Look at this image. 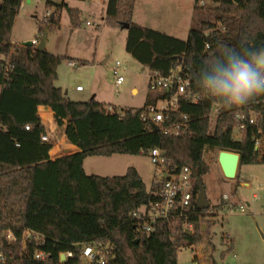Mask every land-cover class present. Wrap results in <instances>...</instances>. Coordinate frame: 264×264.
Wrapping results in <instances>:
<instances>
[{"label":"trees","instance_id":"1","mask_svg":"<svg viewBox=\"0 0 264 264\" xmlns=\"http://www.w3.org/2000/svg\"><path fill=\"white\" fill-rule=\"evenodd\" d=\"M22 1L0 0V239L5 240L8 233L13 237L5 246L6 253L15 259L14 264H81V248L97 243L110 250L103 264H178V248L170 239L167 222H158L156 230L147 235L132 220L133 212L153 200L139 172L130 168L124 176H89L83 164L88 157L117 154L123 135L134 133L147 136L145 150L162 148L175 163L190 166L201 180L210 171L204 161L207 151L238 153L239 166L264 165V149L258 152L253 140L259 128H264V95L241 107L222 108L212 129L211 114L217 101L200 89L197 80L204 63L220 57L221 46H264V39L252 35L255 28L264 27L257 11L247 0H204L208 4L203 6L195 0V11L209 10L215 22L203 21L182 41L135 24L134 0H107L106 23L118 28L129 25L126 50L141 66L168 74L182 64L189 73L190 89L204 95L197 104L180 101L172 121L187 116L188 132L173 137L165 136L151 118L142 117L145 108L155 103L109 112V106L94 99H68L55 86L61 57L52 60L49 74L32 70L30 49L19 46L13 50L11 46ZM54 6L58 11L63 7L73 11L66 4ZM41 106L52 110L57 128L79 152L51 160L53 145L41 139L47 133L38 111ZM238 111L259 113V126L244 132L249 137L243 139L245 149L233 151L229 145ZM195 193L199 194L197 183ZM198 213L191 218L193 234H183L189 246L200 247L204 241L200 220L207 212ZM25 231L37 234L39 242L24 241ZM37 252L47 257L38 261ZM68 252L73 257L61 263V254Z\"/></svg>","mask_w":264,"mask_h":264},{"label":"rangeland","instance_id":"2","mask_svg":"<svg viewBox=\"0 0 264 264\" xmlns=\"http://www.w3.org/2000/svg\"><path fill=\"white\" fill-rule=\"evenodd\" d=\"M49 2L53 6H49ZM106 3L107 0H23L11 39L14 44L36 39L41 41L47 29L44 54L39 55L36 47H29L31 69L49 74L52 60L61 57L55 86L72 100L89 101L94 97L118 112L142 109L150 102L165 107L166 102L156 101L159 94L150 89L151 71L143 70L145 67L126 50L128 29L106 23ZM247 3L264 23V0H249ZM55 4H66L73 11L66 7L58 11ZM134 6L132 21L135 24L182 41H186L191 29L199 27L203 21L215 22L209 10L195 11L193 0H135ZM252 35L264 39V27L258 26ZM69 62L77 66L70 67ZM117 62L121 64L119 74L125 79L121 85H117L114 75ZM77 87L84 91L77 92ZM133 88L137 92L133 93ZM211 117L213 129L216 114L213 112ZM244 138L249 140L235 129L233 143L229 147L233 151L245 149ZM146 139V135L125 133L117 154L87 159L86 174L117 177L135 168L141 172L149 191L154 167L143 148ZM219 152L207 151L204 155L210 171L202 182L211 207L200 220L203 244L200 247L187 246L178 252V264H264V165H248L249 186L238 187L239 171L243 165L238 167L236 178L228 180L218 163ZM224 195L233 202L229 206L236 209L244 206L246 213L230 214L222 209L220 214L219 204ZM179 244L186 245L187 242L181 240ZM81 264L90 263L85 261Z\"/></svg>","mask_w":264,"mask_h":264},{"label":"built area","instance_id":"3","mask_svg":"<svg viewBox=\"0 0 264 264\" xmlns=\"http://www.w3.org/2000/svg\"><path fill=\"white\" fill-rule=\"evenodd\" d=\"M205 3L204 0H199L197 6H203ZM88 25L90 24L88 23ZM32 42L36 48L40 44L39 39ZM206 48L208 49L209 46ZM69 66L76 67L77 64L69 62ZM120 67L121 64L117 62L114 70V75L117 77V85H121L125 81L124 77L119 74ZM150 89L154 93L159 94L160 99L158 100L166 102V106L161 108L157 104H151L145 108L142 117L151 118L165 136L179 137L187 134L188 117L184 115L180 118V121L174 122L172 121V115L178 110L182 99L197 104L203 99L204 95L202 93H194L190 89L189 73L186 68L179 64L171 68L168 74H161L158 71L151 72ZM82 90V87H77V91ZM222 108L217 103L213 104L211 115H213V112L216 114L214 121H216ZM108 111L114 112L115 109L109 106ZM259 116V113L253 111L248 115L241 111L236 112L233 117L235 129L244 133L257 128L259 126ZM26 129L29 130V127H26ZM41 139L44 142H50L47 134L43 135ZM253 140L255 141V149L261 153L264 149V128H259L258 134L254 135ZM145 154L149 157L154 167L152 187L148 191L153 200L133 212L131 214L132 220L137 223L138 231L147 235L156 230L158 222H167L169 224L170 239L176 244L178 252H180L189 246L183 234L188 231L193 233L194 226L191 218L200 212L196 207L198 195L195 193L197 183L195 172L190 166L175 163L162 148L148 149ZM223 201H229V197L224 195ZM225 209L230 214L246 213L244 206H239L236 209V207L226 205ZM219 212L221 214L222 209ZM33 239L39 242L40 237L31 231L24 232V241ZM181 240L187 242V244H179ZM12 241L11 233H8L5 240L0 239V264H8L5 244H9ZM25 245L26 243H24ZM65 255L66 258L73 257L72 252L65 253ZM109 255L108 246L97 243L88 244L81 248L80 263L88 261L93 264L98 261V264H103L107 261ZM46 257V254L42 252L35 254V259L38 261H43Z\"/></svg>","mask_w":264,"mask_h":264},{"label":"clouds","instance_id":"4","mask_svg":"<svg viewBox=\"0 0 264 264\" xmlns=\"http://www.w3.org/2000/svg\"><path fill=\"white\" fill-rule=\"evenodd\" d=\"M197 80L200 89L214 98L219 107L248 104L264 95V46H221L220 57L208 59Z\"/></svg>","mask_w":264,"mask_h":264},{"label":"crops","instance_id":"5","mask_svg":"<svg viewBox=\"0 0 264 264\" xmlns=\"http://www.w3.org/2000/svg\"><path fill=\"white\" fill-rule=\"evenodd\" d=\"M193 1H194V9H195V0H193ZM247 1H249V0H247ZM134 2H135V0H134ZM134 8H135V6H134ZM23 44L24 43H22V44H14L13 41H12V39H11V46H12L13 50L15 48L19 47V46H23ZM145 69L146 68H143V70H145ZM23 91L28 92V93H30L32 95H39L38 92L33 91L30 88H24ZM83 91L84 90L77 91V92H83ZM132 92L133 93L134 92H137V89L136 88H133L132 89ZM0 93H1V88H0ZM65 96L67 97V95H65ZM68 99H70V98H68ZM92 99L96 100L94 97L91 98L90 100H92ZM70 100L71 101H75V102H87V101H78V100H72V99H70ZM38 111H39V115H40L43 123L47 127V133L46 134L49 136L50 143H52V145H53V148H52V150L50 151V154H49L51 160L54 161V160H56V159H58L60 157L67 156V155H71V154H74V153L79 152V149L76 146H73V145L69 144V142L66 139L65 134L61 130H59L57 128V126L55 124L54 113L52 112V110L49 107L41 106V107H39ZM87 159H85L84 164H83L84 170H85V164H86ZM247 166L248 165H243L241 167L242 169L240 168V171H239L240 181H239L238 187L239 186L240 187L241 186H244V187H248L249 186V180H250V178H249V175H248V172H247ZM85 173H86V171H85ZM139 174L141 176V172H139ZM144 183H145V181H144ZM145 185H146V183H145ZM229 204L231 205V204H233V202L232 201L231 202H229V201L224 202L222 200V202L219 205L221 206V209H225L226 208V205H229Z\"/></svg>","mask_w":264,"mask_h":264},{"label":"water","instance_id":"6","mask_svg":"<svg viewBox=\"0 0 264 264\" xmlns=\"http://www.w3.org/2000/svg\"><path fill=\"white\" fill-rule=\"evenodd\" d=\"M51 19H54V15H52ZM123 28L128 29L129 25L126 24L123 26ZM47 40H48V30L43 34V37L40 41L39 46L37 47L38 52H44L47 47ZM33 42H26L23 44V47H32ZM218 163L221 168V171L225 178L228 180H234L237 176L238 167L240 163V155L238 153L229 152V151H220L218 154ZM197 185L199 188V194L196 201V207L197 210L200 212L207 211L210 209L211 204L207 198L206 188L201 180V178L195 174ZM193 233L191 231L186 232V235L191 236ZM138 242V241H137ZM136 242V243H137ZM7 246V244H5ZM67 258L65 254H61L60 256V262L64 263L66 262ZM7 262L8 264H14L15 259L11 258L9 254H7Z\"/></svg>","mask_w":264,"mask_h":264}]
</instances>
